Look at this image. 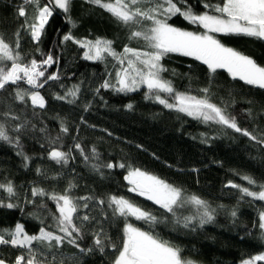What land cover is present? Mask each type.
<instances>
[{
  "label": "trees",
  "instance_id": "obj_1",
  "mask_svg": "<svg viewBox=\"0 0 264 264\" xmlns=\"http://www.w3.org/2000/svg\"><path fill=\"white\" fill-rule=\"evenodd\" d=\"M22 2L0 0V34L10 43L14 42V34L24 22V18L17 16V9ZM44 2L41 0V3ZM204 3L216 5L222 3V0H188L197 14L205 11L216 14L206 9ZM27 11L29 16L34 15L33 6L28 5ZM69 14L75 27L67 22L60 10H56L49 18L38 44L31 40L28 33L21 31L20 51L25 54L26 60L33 57L42 60L51 52L59 58V63L48 66L46 74L58 73L60 80L49 81L40 90L47 104L44 110L37 109V115L33 116L30 106L25 109L22 105H13L14 110L21 115V122L24 119L30 121L25 133L21 135V143L24 152L32 159L25 168L23 158L16 154L17 149L0 141V182L11 180L14 183L21 175L33 170L35 181L30 186L35 184L48 192H63L71 181L75 185L71 189L74 197L106 198L110 194L123 196L159 218L160 223L155 226L133 217H128L126 221L124 217H113L107 204L99 205L95 200L89 201L90 208L82 209L80 214L87 213L95 217L117 246L120 245L124 224L129 222L144 231L158 234L160 238L179 247L183 258L198 264H240L243 259L264 251V239L261 238L259 228V212L264 211V201L251 197L242 199L237 189L227 186L229 181H233L249 187L241 179L242 175L252 176L258 184L264 183V146L231 129L212 122L203 123L184 113L167 109L154 99H145L148 89L144 86L123 93L111 88H100L105 80H110L117 61L111 56H106L103 61L85 60L83 50L71 41L61 43L62 37L69 30L77 39L95 40L101 37L111 40L118 53L123 51L125 45L147 50L145 42L129 40L128 27L85 0H72ZM168 22L187 31H204L178 15ZM213 35L226 47L264 66L263 40L244 35ZM37 47L39 52L36 51ZM160 63L165 69L161 77L170 81L176 91L199 97L204 95L201 89L208 88L211 101L221 107L226 106L228 113L236 117L241 128L254 134L264 132V89L231 78L224 70L217 69L211 73L205 64L178 53L167 54ZM73 85L80 86L75 103L69 104L54 98L55 94L63 95ZM20 86L27 87L23 82ZM12 92L11 86L0 90V112L7 110V106L13 103L10 96ZM161 95L166 96L163 93ZM128 104L133 107L126 108ZM85 105H89L88 111H84ZM82 117L86 123L82 122ZM61 122L69 128L67 134L60 133ZM41 128L46 129V132H41ZM57 135H61L63 151H68L74 143L79 142L85 152L91 155V149L95 147L100 162L130 164L182 189L186 197H199L211 209H215L214 220L203 226L194 221L195 230L184 228L183 217L196 215L195 206L186 204L177 208L173 216L152 201L127 189L123 179L127 174L126 168H105L104 174L100 175L93 171L90 162H85L75 149L71 154L74 159H70L66 166L56 164L47 158V138ZM37 167L45 171L47 179L37 175ZM250 187L259 190L258 185ZM0 198L5 203L20 205L12 209L0 207V229L13 228L20 222L29 234H36L41 227V220L45 225L53 224L52 214L56 213V206L46 197H30L35 200V204H25L19 198L9 200L0 191ZM42 202L47 205L46 208L39 207ZM233 210L237 213L235 217L231 215ZM29 213H36L40 219L33 218ZM178 220L180 223H177ZM97 227L95 222L87 226L86 234L80 241L82 248H93L91 253H81L79 249L65 243L54 261L46 248L40 259L51 261L52 264H112L117 254L115 249L105 247L101 252L93 247L91 233ZM20 254L19 249L0 245V258L10 264ZM44 256L47 258L43 259Z\"/></svg>",
  "mask_w": 264,
  "mask_h": 264
},
{
  "label": "snow or ice",
  "instance_id": "obj_2",
  "mask_svg": "<svg viewBox=\"0 0 264 264\" xmlns=\"http://www.w3.org/2000/svg\"><path fill=\"white\" fill-rule=\"evenodd\" d=\"M85 2L103 9L119 24L128 27V39L143 40L147 48V50H140L125 45L123 51L118 53L113 48L111 40L101 37L95 40L77 39L69 30L62 37L61 43L71 41L79 46L83 50V59L103 61L106 56H111L117 61L115 83L105 80L100 88H111L123 93L135 91L141 85H145L148 89L145 99H154L167 109L184 113L203 123L212 122L231 129L250 141L264 146V132L254 134L248 129L241 128L236 117L228 113L226 106L221 107L211 101L208 88L201 89L204 95L199 97L176 91L170 81L161 77V72L165 69L160 63L162 57L167 54L178 53L201 61L207 65L211 73L217 69H225L233 78L238 77L249 85L264 89V66L257 64L251 57L226 47L213 35L214 33L244 35L264 40V0H222V3L216 5L204 3L206 9H211L216 14H211L209 11L197 14L188 4V0H85ZM71 4L72 0H45L44 3H41V0H23L17 9V16L24 18V22L16 30L14 42L10 43L0 34V90L13 87V92L10 93L13 103L7 106V110L0 112V141L17 149L16 154L23 158L25 168L28 167V162L32 158L23 150L21 135L25 133L30 121L24 119L21 122V115L14 110L13 105L19 104L25 109L30 106L33 116L37 115V109L44 110L47 104L40 90L49 81H59L60 76L58 73L46 74L48 66L59 63V58L54 57L51 52L42 60H37L35 57L26 60L25 54L20 51L21 31L28 33L31 40L38 44L49 18L56 10H60L67 22L75 27V22L69 14ZM28 5L33 6L34 15L32 16H29L27 11ZM177 15L192 25H198L204 31H187L168 22ZM36 51L39 52L40 49L37 47ZM21 82L27 87H21ZM96 92H99V88ZM79 93L80 86L73 85L63 95L55 94L54 98L73 104L78 99ZM162 93L166 96L161 95ZM125 107L131 109L133 106L128 104ZM88 109L89 105H85L84 111ZM249 115H251L250 112ZM81 120L86 123L83 117ZM40 131L46 132V129L41 128ZM68 132L69 128L61 122L60 133ZM47 139V158L56 164L66 166L70 159H74L71 154L75 149L85 162H90L93 171L100 175L104 174L105 168H126L127 174L124 180L130 185L128 190L152 201L173 216L177 208H182L186 204L195 206L196 215L183 217L184 228L195 230L194 221H198L199 225L203 226L214 220L215 209H211L205 201L195 195L186 197L182 189L156 175L123 162H100L99 153L95 147L91 149V155H89L79 142L74 143L68 151H63L61 135ZM36 172L37 175L48 178L42 168L37 167ZM55 178L52 177V179ZM241 179L246 181L249 187L233 181H229L227 186L237 189L242 199L251 197L254 200L264 201V183L258 184V181L250 175H242ZM256 185L259 190H253L250 187ZM74 187L71 181L63 192H48L38 185L31 186L30 196L32 198L46 197L54 202L56 213L52 214V225H45L41 220V227L36 234H29L20 222H17L13 228L0 229V245L21 250V254L16 256L12 264H52L51 261L40 259L45 254L43 249L46 248L52 254L54 261L59 249L65 243L79 249L81 253H91L93 248H82L80 241L86 234L87 226L93 222L98 225L91 233L93 247L101 252L105 247L115 249L117 254L112 264H196L191 259L183 258L179 247L160 238L158 234L144 231L128 222L124 224L120 245L117 246L110 240L95 217L87 213L80 214L82 209L90 208L89 201L95 200L99 205L107 204L112 210L113 217H124L126 221L128 217H134L136 220L155 226L160 223L159 218L123 196L110 194L106 198L74 197L71 195V189ZM0 191L5 193L9 200L18 199L20 196L11 180L0 182ZM24 203L35 204L34 199L28 198L27 191ZM0 207L12 209L20 205L12 202L5 203V200L0 198ZM39 207L46 208L47 205L42 202ZM21 211H23L22 207ZM236 214L235 210L231 212L233 217ZM29 215L40 219L36 213H29ZM177 223L180 221L178 220ZM259 228L261 238L264 239V211L259 212ZM258 262H264V251L243 259L240 264H258ZM0 264H9V262L0 258Z\"/></svg>",
  "mask_w": 264,
  "mask_h": 264
},
{
  "label": "rangeland",
  "instance_id": "obj_3",
  "mask_svg": "<svg viewBox=\"0 0 264 264\" xmlns=\"http://www.w3.org/2000/svg\"><path fill=\"white\" fill-rule=\"evenodd\" d=\"M201 62V61H200ZM202 63V62H201ZM118 66V65H117ZM207 66V65H206ZM116 67V66H115ZM220 70H224L226 71L225 69H220ZM227 72V71H226ZM228 73V72H227ZM229 75V73H228ZM231 76V75H229ZM232 78V76H231ZM237 79H239L237 77ZM110 80L115 83V69L113 71V75L110 76ZM240 80V79H239ZM141 86H144L146 87L145 85H141ZM147 88V87H146ZM127 172V171H126ZM34 171H30V172H27L25 173L24 175H21V177L17 178L15 181H14V185L16 186L17 188V191L20 193V196H19V200L21 202H24V198H25V192L27 191L28 193V198L30 199V188H31V183L33 181H35V175H34ZM130 186H127V189H129ZM134 218V217H133ZM129 223V222H128ZM39 232V231H38ZM198 264V263H196Z\"/></svg>",
  "mask_w": 264,
  "mask_h": 264
},
{
  "label": "water",
  "instance_id": "obj_4",
  "mask_svg": "<svg viewBox=\"0 0 264 264\" xmlns=\"http://www.w3.org/2000/svg\"><path fill=\"white\" fill-rule=\"evenodd\" d=\"M263 41H264V40H263ZM125 175H126V174H125ZM125 175H124V176H125ZM124 176H123V179H124ZM124 182H125L126 185L128 184V182H127L126 180H124ZM9 264H10V263H9Z\"/></svg>",
  "mask_w": 264,
  "mask_h": 264
},
{
  "label": "built area",
  "instance_id": "obj_5",
  "mask_svg": "<svg viewBox=\"0 0 264 264\" xmlns=\"http://www.w3.org/2000/svg\"><path fill=\"white\" fill-rule=\"evenodd\" d=\"M44 258H47V257H46V256H44V257H43V259H44Z\"/></svg>",
  "mask_w": 264,
  "mask_h": 264
},
{
  "label": "flooded vegetation",
  "instance_id": "obj_6",
  "mask_svg": "<svg viewBox=\"0 0 264 264\" xmlns=\"http://www.w3.org/2000/svg\"><path fill=\"white\" fill-rule=\"evenodd\" d=\"M127 186H130L129 184H127Z\"/></svg>",
  "mask_w": 264,
  "mask_h": 264
}]
</instances>
